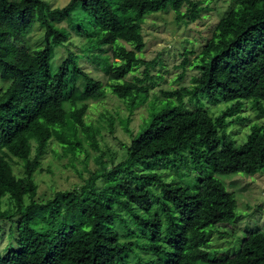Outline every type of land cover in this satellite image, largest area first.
<instances>
[{"label": "trees", "instance_id": "trees-1", "mask_svg": "<svg viewBox=\"0 0 264 264\" xmlns=\"http://www.w3.org/2000/svg\"><path fill=\"white\" fill-rule=\"evenodd\" d=\"M77 8L91 18L88 29L77 25V32H104L91 50L115 47L123 59L109 77L112 93L128 112L122 121L127 133L130 115L157 85L150 74L156 61L137 56L145 48V17L170 9L178 20L195 21L200 14L193 0H117L114 5L110 0H70L61 8L44 0H0V199L8 195L16 207L5 217L19 216L18 248L0 255V264H131V258L134 264H264L263 230L247 233L230 256L218 258L208 247L215 227L237 219L234 196L215 175L264 173V125H253L240 145L225 134L228 120L244 121L239 113L245 101L264 116V0H235L199 52L189 85L164 92L168 100L152 107L132 135L124 161L110 170L103 166V173L91 175L79 191H59L41 203L35 200L33 176L52 140L66 144L71 138L77 146L86 145V154L100 152L99 130L86 125L84 117L87 102L103 90L70 52L52 73L48 91L7 59L4 50L9 43L23 45L38 26L44 31L45 58L66 42L52 20L64 17L71 23ZM190 54L191 49L184 53L177 82L185 78ZM139 68L141 74H134ZM80 80L82 87L72 100ZM204 100L228 105L212 118ZM19 161L21 177L12 170ZM180 162L204 173L196 179V191L166 183L152 171L169 167L179 175ZM101 179L104 185L95 189ZM25 197L29 203L24 206Z\"/></svg>", "mask_w": 264, "mask_h": 264}, {"label": "rangeland", "instance_id": "rangeland-1", "mask_svg": "<svg viewBox=\"0 0 264 264\" xmlns=\"http://www.w3.org/2000/svg\"><path fill=\"white\" fill-rule=\"evenodd\" d=\"M52 8H61L70 0H44ZM117 0H110L111 4H116ZM200 9L199 17L192 21L189 17L182 20L176 19L172 10L153 13L145 17L142 25L145 39V48L137 53V56L145 61H156V65L150 74L156 76L157 85L152 87L145 103L138 107L132 115L128 124L127 133L122 125V121L128 116L124 104L112 93L109 73L120 65L123 59L115 47H102L91 50L95 41L104 32H95L82 35L75 30V26L91 24V18L86 16L81 9L75 10L71 23L66 18H54L52 21L62 34L66 37V42L61 47H55L50 55L43 58L44 31L35 26L26 37L23 45L15 43L7 44L4 56L19 64L22 68L32 74V76L49 91L53 87L52 73L57 66L72 53L80 67L88 76L101 83L103 94L94 96L87 104V112L84 117L86 125H91L99 130L96 138L100 148L99 153L87 150V147L77 146L71 138L67 143L52 140L44 156L40 159L38 170L34 173V182L37 186L35 200L45 202L54 197L59 191L80 190L82 186L89 185L91 175L103 173L102 167L110 170L113 166L121 163L127 156V147L130 144L132 135H135L148 119L153 106L160 107L168 98L164 92L180 89L182 85H189V79L196 71L194 62L205 42L214 32L218 20L235 5V0H193ZM187 5H183L181 11L186 12ZM74 24V25H73ZM88 29V28H87ZM127 50H132V45L120 41ZM192 50V54L187 56L185 66V78L177 82L178 75L182 69L181 64L184 53ZM142 68L134 74L140 75ZM126 80H131L128 75ZM83 82L80 80L71 95V99H77ZM0 84V88H1ZM49 98V95L47 96ZM58 99V98H57ZM59 100V99H58ZM204 107L209 115L214 118L224 110L228 103L211 105L206 100ZM244 121H237L232 118L230 124L225 129V134L235 144L240 145L249 134L253 125H264V116H259L252 107L250 101L244 102V107L239 113ZM110 121L113 126H110ZM28 143H32L30 138ZM34 151L31 152V157ZM18 163V164H17ZM12 163V170L15 176H23V161ZM103 163V164H102ZM161 175L166 183H180L196 191L198 187V177H205L203 172H196L191 165H184L180 162L179 175L172 168H159L152 170ZM215 177L234 196L236 201L237 219L232 224H224L215 227L208 237L209 250L217 252L218 258L233 255L249 232L258 230L264 231V173L256 175H246L243 173L231 175H215ZM105 183L101 179L95 185V189H100ZM154 191L159 192V187L153 186ZM29 199L24 198L23 205H27ZM16 207L8 195L0 199V255H4L11 249H17L14 241L15 227L19 216L7 218L15 213ZM69 220L67 221V223ZM143 242V238L140 240ZM134 264V258H131Z\"/></svg>", "mask_w": 264, "mask_h": 264}]
</instances>
